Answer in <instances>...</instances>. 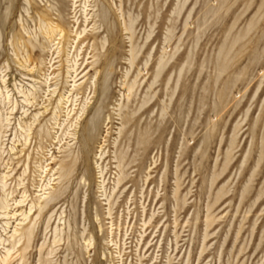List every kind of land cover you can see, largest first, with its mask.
<instances>
[{
	"label": "rangeland",
	"instance_id": "obj_1",
	"mask_svg": "<svg viewBox=\"0 0 264 264\" xmlns=\"http://www.w3.org/2000/svg\"><path fill=\"white\" fill-rule=\"evenodd\" d=\"M0 133V264H264V0H0Z\"/></svg>",
	"mask_w": 264,
	"mask_h": 264
},
{
	"label": "bare ground",
	"instance_id": "obj_2",
	"mask_svg": "<svg viewBox=\"0 0 264 264\" xmlns=\"http://www.w3.org/2000/svg\"><path fill=\"white\" fill-rule=\"evenodd\" d=\"M41 24H42V22H41ZM55 27V26H54ZM130 28V27H129ZM128 28V29H129ZM50 29V28H49ZM51 30H52V28H51ZM55 30V29H54ZM54 30H52L53 32H55ZM58 30V29H57ZM50 31V30H49ZM51 32V31H50ZM60 32H61V30H60ZM48 34V33H47ZM46 34V35H47ZM83 34H85V33H83ZM51 35V34H50ZM81 35V33L80 34H78V36H80ZM53 36V35H52ZM90 37V36H89ZM79 38V37H78ZM82 38V37H81ZM46 49V48H45ZM135 85V84H134ZM134 87V86H133ZM132 92V87H130L129 88V90H128V93L129 94H132L131 93ZM69 101V100H68ZM26 102L28 103L29 101L28 100H26ZM68 103V102H67ZM31 104V103H30ZM66 104V103H65ZM32 105V104H31ZM57 108V107H56ZM55 109V108H54ZM55 112V111H54ZM42 114H45V113H42ZM39 116H40V112H38L35 116H34V118L33 119H36V120H38V118H39ZM42 116V115H41ZM55 120V119H54ZM39 121V120H38ZM30 128V127H29ZM5 129H7V128H5ZM4 130V129H3ZM2 130V131H3ZM22 130H24V129H22ZM28 130H30V129H28ZM24 131H26V129L24 130ZM28 132V131H27ZM30 132V131H29ZM26 133V132H25ZM1 134V133H0ZM90 135V134H89ZM3 136V135H2ZM91 136V135H90ZM89 136V137H90ZM93 137V136H92ZM2 140H3V138H2ZM2 150V149H1ZM13 150V149H12ZM3 151V150H2ZM2 155V154H1ZM51 156V155H50ZM53 158V157H52ZM66 160V159H65ZM45 161V160H44ZM49 162V161H48ZM20 163V160L18 161V163L17 164H19ZM41 165V164H40ZM38 168V167H37ZM40 168V173H39V176H38V178L40 179L39 180V190H40V193L42 194L41 196H39L38 198H37V206H38V212H37V217H40V216H42V215H44V214H49L50 212H52V210L53 209H55L58 205H59V203L61 202V200H62V196L60 195V194H56L57 193V191L54 193V191L55 190H53V188H51V186L54 184L53 182L54 181H56L57 179H59V180H61V178L63 179V177H65L64 176V173H63V175H61L62 174V172H61V178H55V179H53L52 180V178H50L47 182L48 183H46L45 184V179H47V170H46V167H43L42 165L39 167ZM62 170H63V168H62ZM61 170V171H62ZM26 171V170H25ZM24 171V172H25ZM38 171H39V169H38ZM23 172V173H24ZM67 172H68V170H67ZM71 174V173H70ZM25 175H26V172H25ZM59 175V176H60ZM68 176L69 175H67V178H68ZM71 176H72V174H71ZM9 177V176H8ZM53 177V176H52ZM35 178V177H34ZM37 178V177H36ZM35 178V179H36ZM66 178V177H65ZM64 178V179H65ZM70 179V178H69ZM5 180H6V177H4L3 178V180H2V182H3V190H5L6 189V183H5ZM9 180V179H8ZM67 180V179H66ZM7 181V180H6ZM57 182V181H56ZM38 183V182H37ZM2 184V183H1ZM19 186V185H18ZM17 186V187H18ZM50 187V188H49ZM49 188V189H48ZM48 190H52L51 192H49L48 194H46L45 192L46 191H48ZM67 191V190H66ZM14 193V192H13ZM12 193V194H13ZM59 193H61V192H59ZM63 194V193H62ZM11 195V194H10ZM8 197H9V195H7L6 194V192L4 191V195H3V197H2V199L0 200L1 202H0V213H1V216H4V217H9V212H8V210H11L10 209V205H9V203H8ZM24 200V199H23ZM23 200H21V204L23 205L24 203H26L25 201H23ZM20 203H18V204H20ZM35 204V203H34ZM35 205V206H36ZM33 207L31 206V209H30V211H29V213H30V215H31V213H32V211H33ZM36 213V212H35ZM34 213V214H35ZM55 213V212H54ZM54 213H52V214H54ZM33 214V215H34ZM51 214V213H50ZM63 215V214H62ZM14 217V216H13ZM50 217V216H49ZM53 217V215L49 218V220L47 221V223H46V230L45 231H47L48 230V227H49V225H50V223H51V221H52V218ZM28 218H29V216L28 215H23V222H25L26 220H28ZM40 219V218H39ZM59 219H60V217H59ZM7 220V219H6ZM10 220V219H9ZM62 220V219H61ZM60 220V221H61ZM3 221V220H2ZM8 221V220H7ZM6 223V222H5ZM69 224V223H68ZM7 225V224H6ZM20 225V224H19ZM36 225V224H35ZM23 226V224L22 225H20L19 226V228H21V229H18V227H16L17 229H15L14 230V232H13V235H12V238H13V242H12V244H11V248H9V249H7L6 250V254H5V257H4V259L2 260V263L1 264H10L11 263V260H12V258H13V252H15L16 250H17V248H18V246L22 243V240L23 239H27V242H31L30 241V239H31V237H32V235L34 234V232L33 231H35V227H34V229H32V228H28V227H22ZM70 227V226H69ZM50 228V227H49ZM53 228V227H52ZM61 229L59 228V226H56L55 228H54V230H52V231H54V232H52V236H54V237H52V240H53V246H55L56 247V245L57 246H59V244H60V242H61V237H60V233H61V231H60ZM47 233V232H46ZM45 233V234H46ZM48 233H50V232H48ZM47 236H48V234H46ZM46 235H45V237H46ZM62 236V235H61ZM48 238V237H47ZM45 239V241H46V238H44ZM10 240V239H9ZM8 240V241H9ZM26 241V240H25ZM5 243V242H4ZM52 243V242H51ZM90 243V242H89ZM26 243L24 242V245H25ZM28 244V243H27ZM30 244V243H29ZM47 245V244H46ZM50 245V244H49ZM89 245V244H88ZM87 245V246H88ZM21 246V245H20ZM44 246H45V242L42 244V246H41V248H40V251H44L43 249H44ZM22 247V246H21ZM50 247V246H49ZM23 248H24V246H23ZM23 248H21V249H23ZM26 249H27V247H25L22 251L25 253V251H26ZM48 249V248H47ZM55 249V248H54ZM53 248L51 249V251L49 252V251H47V252H49V253H47V258H43L42 256L40 257L41 259H40V262H38L39 264H54L51 260V258H52V256L54 255V253H55V250H54ZM21 251V250H20ZM42 255V254H41ZM51 257V258H50ZM3 258V257H2ZM50 258V259H49Z\"/></svg>",
	"mask_w": 264,
	"mask_h": 264
}]
</instances>
